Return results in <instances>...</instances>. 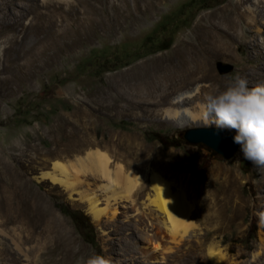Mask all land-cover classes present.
Returning <instances> with one entry per match:
<instances>
[{
	"label": "rangeland",
	"instance_id": "374dc122",
	"mask_svg": "<svg viewBox=\"0 0 264 264\" xmlns=\"http://www.w3.org/2000/svg\"><path fill=\"white\" fill-rule=\"evenodd\" d=\"M235 2L123 0L116 16L117 0H19L10 11L0 9V264H55L54 258L64 264L67 256V264H76L92 252L109 257L112 264H146L137 251H128L139 234L128 202L120 204L113 218L106 215L96 221L85 200L92 195L93 184L70 190L43 178L47 173L60 175L53 170V154L75 126L92 138L119 142L130 137L147 165L176 174L170 179L171 192L182 190L192 211L209 204L212 212L224 214L227 228L215 241L222 251L228 249L229 264H249L258 253L264 264V224L259 221L264 213L259 207L264 198V167L246 160L239 145L227 158L184 139L187 129L212 128L202 119L204 96L187 105L196 120L181 126L167 116L179 91H173L166 104L157 101L162 87L152 91L154 100L135 99L131 104L125 92L143 79L141 70L159 64L191 38L197 26H211L209 16ZM91 5L97 13L88 12ZM257 9L261 14L256 18L263 21L264 5ZM213 23L221 33L220 19ZM32 24L36 47L26 31ZM249 31L244 26V33ZM261 31L248 36L251 42L243 35L234 38L231 56L213 61L214 74L226 85L237 77L253 82V73H264L263 27ZM219 63L230 69L221 74ZM195 85L208 90L212 82ZM225 130L235 135L234 130ZM69 158L73 159L67 156L61 161ZM118 159H113L115 164H125ZM94 195L105 208V196ZM67 210L89 219L98 249L82 238ZM190 221L194 228L180 250L174 249L162 264H202L203 258L192 253L191 246L204 233V225L196 218Z\"/></svg>",
	"mask_w": 264,
	"mask_h": 264
},
{
	"label": "bare ground",
	"instance_id": "6f19581e",
	"mask_svg": "<svg viewBox=\"0 0 264 264\" xmlns=\"http://www.w3.org/2000/svg\"><path fill=\"white\" fill-rule=\"evenodd\" d=\"M117 1L119 4L115 5V16L119 15L121 7H124L120 6L123 0ZM17 3L19 4V0H0V9L10 11L11 6L18 5ZM247 3L249 4L245 5ZM260 4L264 5V0L255 2L237 0L234 4L229 3L225 6L222 12L209 16L207 21L211 23V26L206 24L197 26L192 37L183 40L171 55L166 56L159 64L151 65L148 70H141L143 79L131 84L125 90L128 94L127 103L131 104L135 102V99L140 101L153 99L152 91L162 87V96L157 101L160 104H166L168 96L176 90L179 93L173 99L175 108L169 110L167 116L177 119V124L181 126L196 120L197 116L187 108L192 99L200 100L205 94L215 92L217 89L222 90L226 86L225 80L214 74L213 61L218 57L231 56L234 38L243 35L245 40L249 41L250 34L252 37L263 34L261 28H264V20L259 21L256 18L261 14V11L257 9ZM94 6H89L91 9L88 12L91 14L98 12ZM215 18L220 19V30L224 35L213 29ZM33 24L26 31L33 36L30 44L36 47L38 43ZM244 26L249 28V33H244ZM262 43L260 44L263 45ZM252 46L256 50L258 44L254 43ZM259 54L260 51L257 50V55ZM251 79L253 82L249 80L248 86L264 84V73H253ZM202 81H211V87L205 90L201 89L202 85H195ZM201 110L203 111V108ZM128 138H123L119 142L113 138L98 139L97 136L92 138L83 127L75 126L63 147L53 154L56 160L52 163V167L60 175L47 173L43 175V178L49 177L70 190H76L79 185L89 187L93 184L95 189L92 195H87L85 200L88 211L96 221L106 215H111L110 217L113 218L118 213L120 204L128 202L130 204L128 209H131L133 213L132 217L139 233L132 243L133 250L128 249V251L133 254L137 251L136 253L146 264L165 263L169 253H172L174 249L175 252L180 250L189 229L194 228L191 218L198 219L204 225V233H200L201 236L196 237V244L191 246L192 253L199 254L203 258L202 264H229L228 249L222 251L220 242L215 241L220 233H225L227 228L224 214L217 215L212 212L209 204H204L203 207L192 211L182 190L176 194L171 192L170 179L176 177V174H164L156 167L147 165V158L139 157V149ZM121 150L124 153L119 154L118 151ZM127 154L130 156L124 157ZM67 156L73 159L61 161ZM114 158L125 160V164H115ZM97 181L105 183L98 184ZM157 185L163 187V193ZM95 192L105 196V208L100 207V199L94 195ZM6 193L9 192L4 194ZM259 201L261 203L259 207L264 210V198ZM260 254L255 255L254 261L249 264H260ZM54 259L55 264H58L57 259ZM68 259V256L62 259L64 264H67ZM234 264L239 263L234 262Z\"/></svg>",
	"mask_w": 264,
	"mask_h": 264
},
{
	"label": "clouds",
	"instance_id": "9594fccd",
	"mask_svg": "<svg viewBox=\"0 0 264 264\" xmlns=\"http://www.w3.org/2000/svg\"><path fill=\"white\" fill-rule=\"evenodd\" d=\"M202 108L206 126L234 130L233 142L244 158L264 167V84L249 87L246 79L237 77L222 90L205 94ZM157 186L163 193V187ZM259 221L264 224V213H260ZM76 264H112V260L92 252L79 257Z\"/></svg>",
	"mask_w": 264,
	"mask_h": 264
},
{
	"label": "water",
	"instance_id": "95a60500",
	"mask_svg": "<svg viewBox=\"0 0 264 264\" xmlns=\"http://www.w3.org/2000/svg\"><path fill=\"white\" fill-rule=\"evenodd\" d=\"M217 67L221 74L230 69L228 66H223L220 63ZM215 132L218 134H215ZM233 136L227 130H217L215 127L187 129L183 134L184 139L188 142L195 144L202 143L217 154L227 158H230L237 148V144L233 142Z\"/></svg>",
	"mask_w": 264,
	"mask_h": 264
},
{
	"label": "trees",
	"instance_id": "16d2710c",
	"mask_svg": "<svg viewBox=\"0 0 264 264\" xmlns=\"http://www.w3.org/2000/svg\"><path fill=\"white\" fill-rule=\"evenodd\" d=\"M61 211V206L59 207ZM69 217L72 219L76 229L81 234L82 238L94 248L98 249L97 242L95 241L93 235V226L91 225L89 219L84 216L81 212L76 210H67L66 211Z\"/></svg>",
	"mask_w": 264,
	"mask_h": 264
}]
</instances>
